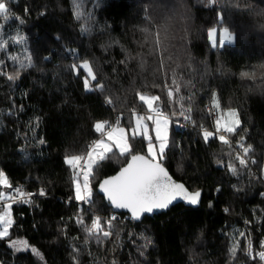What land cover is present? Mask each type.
Masks as SVG:
<instances>
[{
  "label": "trees",
  "instance_id": "16d2710c",
  "mask_svg": "<svg viewBox=\"0 0 264 264\" xmlns=\"http://www.w3.org/2000/svg\"><path fill=\"white\" fill-rule=\"evenodd\" d=\"M7 4L11 27L19 28L23 38L10 37L0 48V171L11 186L44 187L49 196L12 205L9 236L0 238V264H264L258 256L264 234V179L257 173L264 170V0ZM6 21L0 16L5 28L10 25ZM222 28L235 35V42L212 47L209 32ZM143 29L160 31L165 38L166 77L158 71L159 55L152 53V38ZM84 61L97 77H89L91 90L84 85ZM17 72L18 78L7 80ZM242 72H255V78L241 77ZM173 77L180 92L170 100L164 82L174 87ZM138 92L161 97L157 103L172 124L169 147L159 161L190 190H203L202 205L179 204L137 223L112 222L111 237L97 243L77 219L90 226L97 215L114 212L98 186L131 154L149 155L147 138L130 134L131 154L94 165L87 205L74 198V173L65 157L86 155L101 138L97 122L134 127L136 115L148 114ZM180 96L192 108L187 130L182 129L185 119L176 102ZM215 98L222 110L238 113L240 126L228 133L229 144L216 133ZM172 111L177 114L172 116ZM205 130L214 133L207 141ZM241 138L257 159L254 167H243L236 159L234 143ZM102 224L107 230V222ZM13 241H26V246L17 249ZM249 242L254 255L249 254Z\"/></svg>",
  "mask_w": 264,
  "mask_h": 264
},
{
  "label": "snow or ice",
  "instance_id": "6c2138e0",
  "mask_svg": "<svg viewBox=\"0 0 264 264\" xmlns=\"http://www.w3.org/2000/svg\"><path fill=\"white\" fill-rule=\"evenodd\" d=\"M218 0H210V3L215 4ZM76 18L80 19L82 13L79 12L80 5L77 4ZM9 6L4 0H0V16L5 20L9 18ZM86 31L87 29H83ZM142 31L148 33L149 37L152 38L153 48L152 53L159 55V69L162 76H167L164 71L165 65V52L167 49L164 47V39L161 36L160 31H155L149 33L148 29H143ZM224 39H229L228 29L224 30ZM209 36L212 41V47L217 46L216 42V29H212L209 32ZM5 43H0V48L6 47ZM221 47L224 46V41H221ZM12 60H17L18 57H11ZM29 64L31 66L30 57ZM170 59V57H168ZM124 61H122L123 63ZM0 63H3L0 61ZM21 68L25 67L23 63L20 65ZM80 67L86 70V76L84 77V85L86 89L91 90L89 84V77L92 81L97 79L95 73L93 72L92 66L88 61H84ZM264 67V66H262ZM76 68V65H73ZM19 72L15 75H7L8 81H13L18 78ZM241 77L245 78H255V72H242ZM171 85L169 86L167 80L165 79L164 88L167 89V97L171 100L175 94L180 92V85L178 84L175 77L171 80ZM97 87L103 91L104 86L98 84ZM153 87H160V85H153ZM140 101L147 106V110L150 115L141 116L136 115L135 125L130 130L123 127L108 125L107 121L97 122L95 124V131L101 134L100 139L94 141L87 151L86 155H72L65 157V163L73 170L74 173V187H75V200L76 201H89L92 197V188L90 186V178L94 176L93 167L97 165L99 161H104L106 159H111L112 157H123L132 153V145L129 142V131L131 137L142 136L147 138V150L148 156L131 154V161L124 167L118 175L111 177L110 179H105L100 184V189L106 194V197L110 204L117 209H129L133 218L139 219L144 213H152L154 210H165L167 209L173 201L177 198H181L190 205H197L200 202L201 192L200 191H189L183 184L174 183L171 177L168 175L166 169L158 162V157H163L165 150L169 147V124L170 116L166 114L159 103L161 97L159 95H146L144 93H137ZM184 97L180 96L179 100L176 101L180 104L179 115L185 120H191V105L185 107L183 104ZM189 100L191 97L188 98ZM107 103L111 104V99L107 100ZM215 106L219 107V102L216 101ZM187 113V114H186ZM176 111H172L171 115L175 116ZM151 121L155 126V141L153 142V137L149 134V126L145 122ZM216 131H224L229 134H234L237 128L240 126V121L237 117L235 110H228L225 114L220 115L215 121ZM106 125L108 129L106 130ZM214 135L213 132L204 131L203 138L207 141L210 137ZM243 138H241L242 140ZM219 140L224 144H229V140L225 135H220ZM44 143V141H41ZM242 149L243 154L239 152L236 153V159L239 164L243 167H247L249 163V153L251 152V146H245L243 143L239 145ZM114 149L116 151H114ZM111 154V156H109ZM255 163V161H251ZM233 173L237 171L234 165H229ZM82 174V182L80 176ZM0 185L11 187L8 177L2 171H0ZM15 192L19 194L22 198L23 203H30V200L23 199L25 196L34 195L32 193H25L23 189L16 188ZM39 195L43 196L46 193L43 189L40 190ZM15 198L11 195L4 196L0 194V200L8 201L14 200ZM12 203H5L4 210L0 211V238L9 236V229L13 224L11 218ZM227 211V210H225ZM115 217L110 218L107 221V230L101 223V218L99 216L91 220V224L86 225L83 219H77V223L84 227V231L89 236H94L97 243L102 242V238H108L112 235V220ZM240 236H244V233H239ZM14 247H25L26 241H13ZM264 246V245H262ZM239 247V241H235L231 253L235 255L237 248ZM251 242H249L248 250L251 254ZM33 252L39 255V252L33 248ZM259 258L264 261V251L258 253Z\"/></svg>",
  "mask_w": 264,
  "mask_h": 264
},
{
  "label": "built area",
  "instance_id": "2783aa9c",
  "mask_svg": "<svg viewBox=\"0 0 264 264\" xmlns=\"http://www.w3.org/2000/svg\"><path fill=\"white\" fill-rule=\"evenodd\" d=\"M4 2H6L7 3V0H4ZM163 110V109H162ZM164 111V110H163ZM165 112V111H164ZM149 113V112H148ZM166 113V112H165ZM150 114H152V113H150ZM108 125H111V126H116V124H110V123H108ZM108 125H106V130L108 129ZM181 126H182V129L183 130H187V128H188V121L187 120H185V121H183L182 123H181ZM216 133L220 136V135H225L226 136V138L229 140V142H232V139L229 137V134L228 133H226V132H224V131H221V132H217L216 131ZM241 143H243L244 145H245V139H239L237 142H235L234 143V145H235V147H236V149H237V152H239L241 155L243 154V151H242V149L239 147V145L241 144ZM246 146V145H245ZM247 159H249V163H248V166L247 167H254L256 164H257V159L255 158V157H251L250 155L247 157ZM251 161H255V163H252ZM239 162V161H238ZM257 173H258V175H260L263 179H264V170L263 171H261V172H258L257 171ZM80 178H81V180H82V174H81V176H80ZM16 188H21V189H23V191L25 192V193H32V194H34V195H31V196H25V197H23V199H26V200H30V201H32L33 199H35V198H37V197H47V196H49V193H48V191H47V189L46 188H44V187H41V188H39V189H28L25 185H23V184H17V185H15V186H11L10 187V189H9V191H8V196L9 195H11V196H13L15 199L14 200H8V201H2V200H0V211H3L4 210V206H5V203H12V205L13 204H15V203H19V201H21V197L19 196V194L18 193H16L15 192V189ZM41 189H43V191L46 193V195H43V196H41V195H39V192H40V190ZM264 195V194H263ZM81 204H85V205H87V201H83V202H81V201H79ZM121 213H118V212H113V213H111V214H109V215H103V214H99V215H97V216H99L100 218H101V223L103 222V221H108L110 218H112V217H115V219L114 220H112V222H116V221H121V222H125V223H137L138 221H136V219L135 218H133V216L131 215V214H128L127 213V217L126 218H122L121 217V215H120ZM96 216V217H97ZM246 224V226H248V227H250L251 226V224L249 223V222H246L245 223ZM262 239H263V241H262V244H261V249H260V251L259 252H261V251H264V246H262V245H264V234H262ZM251 245H252V247H251V254L252 255H254L255 253H254V244H253V242H251ZM259 256V255H258Z\"/></svg>",
  "mask_w": 264,
  "mask_h": 264
},
{
  "label": "rangeland",
  "instance_id": "374dc122",
  "mask_svg": "<svg viewBox=\"0 0 264 264\" xmlns=\"http://www.w3.org/2000/svg\"><path fill=\"white\" fill-rule=\"evenodd\" d=\"M7 23H9L10 24V19L8 18L7 19V21H6ZM11 25L12 24H10V25H8L7 26V28H5L4 26H1L0 25V43H5L6 42V45H7V39H9L10 37H12V38H14V41H18V40H20V39H22L23 38V36H22V33L20 32V30H19V28H16V27H11ZM225 28H222V29H216V42H217V46H220V44H221V41L223 40L224 41V45L225 44H232V43H234L235 42V35L232 33V32H230L229 30H228V32H229V34H230V36H229V39L231 40V42H229V40H226V39H224V36H225V34H224V30ZM211 39V38H210ZM212 42V41H211ZM221 47V46H220ZM3 48H5V47H3ZM216 101H218L217 100V98H215L214 99V103H213V108H214V110L217 112V114H218V116H220V115H223V114H225L228 110H230V109H228V110H222L220 107H216V106H214L215 105V103H216ZM232 110H234V109H232ZM236 111V110H235ZM236 113H237V111H236ZM147 115H150V113H148V114H146V115H142V116H147ZM237 117H238V113H237ZM219 118V117H218ZM238 119H239V117H238ZM170 121H171V119H170ZM240 121V120H239ZM145 122L148 124V126H149V134L153 137V139H154V136H155V133L153 134V129H154V132H155V126L152 124V122L151 121H147V120H145ZM172 122V121H171ZM170 122V124H169V137H170V127H171V123ZM116 126H118V127H123V128H125V129H128L126 126H123V125H116ZM131 133H130V131H129V135H130ZM102 138V137H101ZM154 143H157V146H158V142H156V141H153ZM115 150V149H114ZM161 159V157H158V161ZM81 179V178H80ZM81 182H82V180H81ZM91 186V185H90ZM0 187H1V191H2V194L3 195H6L7 194V186H4V185H0ZM92 188V187H91ZM12 218V217H11ZM9 233H10V229H9ZM238 241V240H237ZM234 244V243H233ZM25 247H17V249H24Z\"/></svg>",
  "mask_w": 264,
  "mask_h": 264
},
{
  "label": "water",
  "instance_id": "95a60500",
  "mask_svg": "<svg viewBox=\"0 0 264 264\" xmlns=\"http://www.w3.org/2000/svg\"><path fill=\"white\" fill-rule=\"evenodd\" d=\"M135 155L148 156L147 154H143V153H138V154H135ZM130 161H131V157H130V159L128 160V162H127V163H126V164H125V165H124L119 171H117L115 174H113V175H111V176H108V177H105L104 179H102L101 182H100V184L103 182V180H105V179H110L111 177H114V176L118 175L119 172H120L124 167H126L127 164H128ZM158 162L161 163L162 166L166 169L168 175L171 177V179H172V181H173L174 183H177V184H183V185L185 186V188H187L189 191H192V190H190V189L188 188V186H187L184 182L177 180V179L172 175V173L170 172V170L167 168V166H166L164 163H162L161 161H158ZM100 184H99V186H98V192H99V193L105 198V201H106V202L112 207V209H113L114 212L131 214V212H130L129 209H117V208H115L114 206H112V205L110 204V202L108 201V199H107V197H106V194L100 189ZM197 191H200V192H201L200 202H199V204H197V205H190V204H188L186 201H184V200H182L181 198L178 197L177 200L173 201V203H172L167 209H165V210H154L152 213H144V214H142V215L140 216L139 219H136V218H135V219H136V221H138V222H142L143 219H144L146 216H155L156 214L166 213V212H168L172 207H174V206H176V205H178V204H184V205H185L186 207H188V208H198V207H200V206L202 205V200H203V190H197ZM193 192H194V191H193ZM131 215H132V214H131Z\"/></svg>",
  "mask_w": 264,
  "mask_h": 264
},
{
  "label": "bare ground",
  "instance_id": "6f19581e",
  "mask_svg": "<svg viewBox=\"0 0 264 264\" xmlns=\"http://www.w3.org/2000/svg\"><path fill=\"white\" fill-rule=\"evenodd\" d=\"M214 103V102H213ZM215 106V105H214ZM217 115V114H216ZM217 117V116H216ZM117 122V121H116ZM230 137V136H229ZM196 191V190H195ZM263 194V193H262ZM27 204V203H26ZM179 205V204H178ZM104 215V214H103ZM125 216V215H124ZM124 218V217H123Z\"/></svg>",
  "mask_w": 264,
  "mask_h": 264
},
{
  "label": "crops",
  "instance_id": "0c3cea01",
  "mask_svg": "<svg viewBox=\"0 0 264 264\" xmlns=\"http://www.w3.org/2000/svg\"><path fill=\"white\" fill-rule=\"evenodd\" d=\"M3 195V194H2ZM4 196H8V192H7V194L6 195H4Z\"/></svg>",
  "mask_w": 264,
  "mask_h": 264
}]
</instances>
